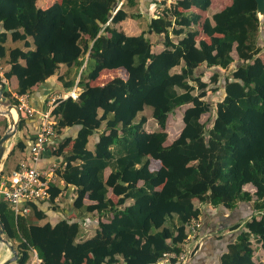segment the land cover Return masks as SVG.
I'll return each mask as SVG.
<instances>
[{
	"label": "trees",
	"instance_id": "obj_1",
	"mask_svg": "<svg viewBox=\"0 0 264 264\" xmlns=\"http://www.w3.org/2000/svg\"><path fill=\"white\" fill-rule=\"evenodd\" d=\"M38 2L0 0L3 94L13 98L8 84L16 76L17 96L28 94L31 107L45 113L52 94L71 91L77 77L81 92L76 100L59 99L52 111L57 137L44 155L55 161L57 182L50 183L49 199L25 203L30 214L16 217L0 195L17 264L28 263L31 248L43 264H159L165 254L181 252L193 218H205L203 233L208 211L241 205L251 208L250 218L230 228L237 234L218 264H264L254 260L264 252V17L256 0H231L214 14L212 0H151L155 10L146 18L141 0L122 6L121 0H48L46 8ZM193 8L211 19L203 21ZM127 19H145L146 29L126 34L116 26ZM151 36L161 52H154ZM9 37L22 45L9 49ZM62 65L68 68L62 85L47 91ZM211 93L219 96L216 105ZM188 105L184 127L168 144V121ZM149 108L153 132L144 128ZM205 114L214 117L202 122ZM38 116L20 114L10 157L26 152L25 128ZM4 126L0 119V139ZM89 230L94 235L86 238Z\"/></svg>",
	"mask_w": 264,
	"mask_h": 264
},
{
	"label": "built area",
	"instance_id": "obj_2",
	"mask_svg": "<svg viewBox=\"0 0 264 264\" xmlns=\"http://www.w3.org/2000/svg\"><path fill=\"white\" fill-rule=\"evenodd\" d=\"M166 1L171 5L174 0H155L156 4H163ZM163 7L156 8L155 14L160 15ZM4 69L0 57V77H3ZM78 81L75 87L65 92L49 103V109L45 113H38L30 105L31 97L26 94L17 96L20 113H26L29 117L39 114L40 125L35 140L28 143L26 152L18 162L17 169L0 179V195L7 201L13 210L15 216L30 214L29 207L24 206L27 202H40L48 200L50 182L46 179L41 168L44 153L48 148L51 139L56 138L55 118L52 111L57 105L59 99L72 98L76 100L79 94ZM201 207V205H198ZM203 226L202 217L193 218L188 225V237L181 245L180 253H167L159 261V264H172L173 261L178 264H192L193 259L198 255L204 246L205 236L201 233ZM27 264H43L37 251L30 249V260Z\"/></svg>",
	"mask_w": 264,
	"mask_h": 264
},
{
	"label": "crops",
	"instance_id": "obj_3",
	"mask_svg": "<svg viewBox=\"0 0 264 264\" xmlns=\"http://www.w3.org/2000/svg\"><path fill=\"white\" fill-rule=\"evenodd\" d=\"M47 1L48 0H39L40 7L46 8ZM125 1L126 0H121L120 6H122L125 3ZM230 3H231V0H212L211 13L214 14V13L222 10L226 6L230 5ZM48 6H50V5H48ZM140 7H141L142 14H144L145 18L147 16L153 15V11L155 10V7H154L153 3H151V0H141V6ZM193 11H195V12L201 14L202 16L206 17L205 15L207 12L205 13V12L197 10L195 8H193ZM209 19H211L210 16H209ZM124 22H126V21H124ZM122 23H120V26H118V29H121V27L123 29H125L126 23H123V24ZM156 46H157V49L155 50V52L159 53L163 50V46L161 44H157ZM262 54H264V51L262 53H260V58H261ZM235 58H237V57H235ZM62 67H64V65L61 66V69H62ZM107 72L108 73H114V74L118 73L117 71L116 72L107 71ZM55 76L58 77L57 75H55ZM55 76H53L52 78L49 79L48 82L50 85H52V87H50V88L48 87L46 89L47 91H52L55 88H58L59 86H61V84L59 82H58V84L55 83V81H56ZM113 77H115V75ZM125 77H126V74H125ZM10 84H11L13 89H16L18 87V79L16 76H14L10 80ZM64 93H65V91H64ZM53 97H54V95L52 96V98ZM35 110L38 113H40L39 110H37V109H35ZM38 113H37V115H38ZM39 125H40V116H38L37 120L35 121V123L33 125H30V127H29L30 131L32 129H37V130H35L37 132ZM149 127H150V131H147V132H153L157 129V123L156 122H154L152 124L149 123ZM175 139L176 138H174L173 140H175ZM173 140L170 142L168 141L167 143L170 144L173 142ZM29 142H30V140H28V143ZM95 143H96L95 137H91L89 140L88 149L94 150ZM49 153H50V150H49ZM22 155H23L22 153H18L19 159L22 157ZM44 156L45 157L43 158V160H45L47 162L44 164L42 163L43 160L41 162V168L43 170V173L46 176V179H48V182L56 183L57 177H56V175L51 173V167L55 166V164H54L55 161L52 157L46 156V154ZM51 164H53V165L51 166ZM156 165H159V163L158 164L156 163ZM51 175L54 176L53 180H52L53 176L51 177ZM248 187H251V186H248ZM70 197H71V194L66 195L67 199L68 198L70 199ZM250 214H251V208L248 205H246V206L241 205L238 208V210H235V211H228L226 209H219L217 211L210 210V212L208 211V217L206 219L207 225L205 228V232L203 231V233H205V234L202 233L205 236V242H204L205 246H203L204 248H202L201 251L198 253V255L193 259L192 264H218L220 257L223 254V252L225 251L228 243L231 240H235V236H236L237 232L236 231H230V228L233 225L241 223L243 220H248L250 218ZM202 220H203V225H204L205 218L203 216H202ZM241 224H243V222ZM87 233H88V235H86V238H88V237L90 238L94 235L93 230H89V231H87ZM256 256H257V258L254 259L256 263H258V261L264 262V252L263 251L258 250V252L256 253ZM8 259L9 258H6L3 262H5ZM12 264H17V262L12 263Z\"/></svg>",
	"mask_w": 264,
	"mask_h": 264
},
{
	"label": "rangeland",
	"instance_id": "obj_4",
	"mask_svg": "<svg viewBox=\"0 0 264 264\" xmlns=\"http://www.w3.org/2000/svg\"><path fill=\"white\" fill-rule=\"evenodd\" d=\"M38 4L40 5V2H38ZM206 17L203 16V21L207 18H209L210 16V13H206L205 15ZM123 23H126V26H125V29H123L121 27V30L124 31L126 34H129V35H139L142 30H145L146 29V21L145 19H137V20H133V19H128L126 20V22H123ZM122 23V24H123ZM202 23V22H201ZM118 26H120V24H118L116 27L118 28ZM201 31V30H200ZM173 39L174 40H178L177 37L173 36ZM152 42H153V50L155 52V50L157 49V44H156V37L155 36H151L150 37ZM201 36L199 35L197 40H200ZM22 43H13L11 41V37L8 38V43H7V46L9 47V49L12 47L14 48L15 46H21ZM234 56H236V53L234 52ZM260 57V55H259ZM261 58L262 60L264 61V54L261 55ZM87 66V65H86ZM8 67V66H7ZM6 67V68H7ZM5 68V69H6ZM91 68V66L89 65V69ZM8 69V68H7ZM68 68L67 66H64L60 67V70L58 71L57 73V76L60 77L61 75H64L66 72H67ZM180 70V67L176 68L174 70V72H179ZM87 72V69L85 70V73ZM75 73H76V70L75 69H71V72H70V77L71 78H74L75 77ZM115 76H122L124 75L125 76V72L124 71H119L118 73H115L114 74ZM113 75V76H114ZM55 76V83L58 84V82L62 85V82L59 81V78ZM113 78V77H111ZM110 78V79H111ZM110 79L106 80V81H102L101 79L97 80L96 83L97 84H103L107 81H109ZM79 80V77H77V80L76 82ZM79 88V91L78 92H81V88ZM8 90L13 94V98H7L4 96V94L2 93L3 97H5L7 100L6 102L2 103V107H6L8 105H13L14 103V100L15 98H17V94L15 93V89L12 88L11 84L9 83L8 84ZM4 91V90H3ZM66 92V91H65ZM64 93L63 92H56L54 94H52V96L54 95L53 98H57V96H60ZM53 98L51 97L50 100H49V103L53 100ZM209 100H211L214 105H216V103L218 102L219 100V96L218 94H212L209 95ZM51 104V103H50ZM16 107V106H15ZM17 108V107H16ZM189 108H191L189 105L188 106H183L179 109H177L175 111V113H173V115L171 116L170 120L168 121V126H167V132L169 134V142L172 141L174 138H177L178 135L180 134L182 128L184 127V121H183V118H184V114L189 110ZM151 109H147L145 111V115L148 117V122L144 125V128L146 129V131H150V127H149V123H154L156 122L153 118H152V115H151ZM214 117L213 114H205L202 116V122H208V120L212 119ZM0 119L2 120H5L6 121V126L2 127V131H3V134L7 131L8 129V126H9V122H8V119L4 116H0ZM103 131V129L100 130V132ZM25 134H26V139L29 140L30 137L33 135H36L37 132L35 131V129H32L30 131V128L29 126L25 128ZM173 135V136H172ZM18 139H19V133L16 134V136L10 141L9 143V154L5 160V163L7 162L8 164V167L6 168V175L9 174V172L16 167V165L18 164V161H19V157H18V152L15 153L13 156L10 157V153L12 151V149L14 148V146L16 145V143L18 142ZM53 148H51L52 150ZM47 161L43 160V164L46 163ZM5 166V165H4ZM4 169V168H3ZM3 171V170H2ZM2 173V172H1ZM0 173V175H1ZM4 176V177H5ZM53 175H51L52 177ZM50 178V177H49ZM54 179V176L52 178V180ZM45 221H43L42 223H44ZM86 235H88V233H86ZM10 241V240H9ZM14 246L17 244L16 242L14 241H10ZM254 247H255V250H258V246H257V243L254 244ZM0 264L6 259V258H10L12 255L10 253V250L8 249V247L6 246H3L1 243H0Z\"/></svg>",
	"mask_w": 264,
	"mask_h": 264
},
{
	"label": "water",
	"instance_id": "obj_5",
	"mask_svg": "<svg viewBox=\"0 0 264 264\" xmlns=\"http://www.w3.org/2000/svg\"><path fill=\"white\" fill-rule=\"evenodd\" d=\"M257 2V12L260 18L264 17V0H256ZM4 90V85L0 83V106L2 103L6 102V98L3 97L2 93ZM16 109L18 112V119L15 121L13 116L9 117L8 122L9 126L7 131L4 133L2 138L0 139V173L2 172L4 165H5V160L9 154V143L10 141L16 136V134L19 132V122H20V112L19 110L13 106V105H8L7 106V112L8 114H11L12 109ZM4 112L0 109V116H4ZM0 243L3 246L8 247L11 253V257L3 262L2 264H12L16 263L19 260V254L15 249V246L8 240V238L5 235V226L1 220L0 217Z\"/></svg>",
	"mask_w": 264,
	"mask_h": 264
},
{
	"label": "bare ground",
	"instance_id": "obj_6",
	"mask_svg": "<svg viewBox=\"0 0 264 264\" xmlns=\"http://www.w3.org/2000/svg\"><path fill=\"white\" fill-rule=\"evenodd\" d=\"M0 109L2 110V112L5 113V114H4V117H6V118L9 119V117L13 116V118H14L15 121L18 119V112H17L16 109L13 108V109L11 110V114L6 113L7 110H8V109H7V106H6V107H2V106H0Z\"/></svg>",
	"mask_w": 264,
	"mask_h": 264
}]
</instances>
